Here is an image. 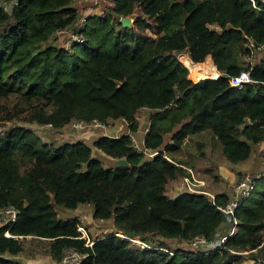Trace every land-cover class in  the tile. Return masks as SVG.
<instances>
[{"label":"trees","instance_id":"1","mask_svg":"<svg viewBox=\"0 0 264 264\" xmlns=\"http://www.w3.org/2000/svg\"><path fill=\"white\" fill-rule=\"evenodd\" d=\"M77 1L19 0L11 12L0 5V123L28 114L26 122L62 130L73 120L125 119L137 133L138 115L147 108L144 147L163 153L149 158L136 151L130 135L103 136L94 147L115 162L106 169L85 144L55 147L22 127L0 132V208L19 210L10 230L19 238L0 231V264H23L16 258L28 237L48 242L57 262L74 248L85 256L81 264H234L244 253L246 264H264V180L238 209L236 226L217 209L228 195L216 196L215 205L205 196L166 195L171 181L189 175L183 167L193 169L170 158L191 135L210 132L234 165L264 144V12L248 0H115L106 18L87 16L79 31L85 42L66 49L57 32L82 20ZM137 10L142 16H134ZM127 17L135 18L140 34L123 28L120 20ZM181 54L203 70L213 60L222 77L193 83ZM244 71L255 83L232 87L229 80ZM15 94L28 108H9ZM171 104L176 106L166 109ZM85 204L94 206L95 220H112L118 236L105 235L87 247L81 223L61 219L56 209ZM223 223L234 232L207 251L167 253L131 241L147 234L183 244L201 236L211 241Z\"/></svg>","mask_w":264,"mask_h":264},{"label":"rangeland","instance_id":"2","mask_svg":"<svg viewBox=\"0 0 264 264\" xmlns=\"http://www.w3.org/2000/svg\"><path fill=\"white\" fill-rule=\"evenodd\" d=\"M18 1L19 0H11L7 2L0 0V5L4 6L7 11L11 12L14 5H16ZM114 1L115 0H79L75 2L73 6L78 9L82 19L88 18L89 16H99L101 18H106V15L110 14L114 8ZM134 16L139 17L142 16V14L137 10ZM144 18L148 20L147 17ZM149 21L151 22V20ZM134 24L135 22L133 23L131 30L136 34H140V31L135 28ZM85 25L86 23L81 26L80 30L84 28ZM77 28L79 29V27ZM77 28L75 27L73 29L77 30ZM80 30H77V32ZM117 31H119V29H117ZM146 34L150 37H157L149 31ZM60 37V45L65 44L66 49L72 47L73 44L70 43V37L66 36V34ZM178 59L188 68L189 74L190 71L192 74L194 73V76H191L190 74L191 79L193 78L194 81L188 78L193 83H198L202 80H211L212 77L209 76V73L204 71L210 70V67L213 64L212 62H210V67H208V69L203 70L198 67H190V59L187 54L179 55ZM195 76H199V79H195ZM7 105L9 108H13L14 106L28 108L25 102H23V100L20 98L19 94L12 96L8 100ZM27 115L22 116L20 119L13 122L0 123V132H6L7 130L14 127H22L33 131L43 140V142L52 144L55 147H60L68 142L85 144L92 148L93 157L99 159L102 162L104 168H115V163L111 161V159L105 154L99 152L94 147V143L103 136L115 137L121 130L120 122L113 124L112 129L107 132L99 129L76 130L72 127H69L68 125L62 130H58L50 127L49 125L40 126L36 123L26 122L25 118ZM169 117L171 116L169 115ZM138 119L140 126L137 132L139 135L137 136L142 138L144 134L143 129L147 127L146 122L148 120L144 114V111L139 113ZM172 136L173 134L167 135V140H170V144H172ZM173 157L170 158L174 160L185 161L188 164H191L193 166L192 170L196 179L204 182L205 185L203 188L214 197L220 195H228L232 197V195H235L236 186L246 174L253 176L254 180L264 177V144L254 147L249 160L234 165L228 162L224 157L221 143L216 140L210 132L195 134L188 137L181 151L175 154ZM166 189V195L170 199L178 198L183 192L181 189L184 190L182 178H178L175 181L170 182ZM56 209L61 219L78 220L81 223V227H84L87 231V243L105 235H115V233L119 232L114 228L112 220L99 221L93 218V205H79L75 211L67 210L61 207H56ZM230 226L231 225H228L227 223H223L217 229L212 240L207 241L205 244H194L193 241L183 244L177 239H166L158 234H147L143 239L136 237L131 239V241L142 249L150 247V249L163 250L167 253H169V251L175 252L180 250L207 251L212 248L215 249L220 245V243H223V240L225 239L224 236L227 233H232L233 231V229L230 230ZM122 236L124 237L123 233ZM22 243L24 249L23 252L16 258L17 262L23 264H63L61 261L57 262L52 259L49 253L48 242L29 238L24 240ZM159 246H163L166 249H159ZM248 256V253H244L242 258H233L232 261L234 264H246L248 261Z\"/></svg>","mask_w":264,"mask_h":264},{"label":"built area","instance_id":"3","mask_svg":"<svg viewBox=\"0 0 264 264\" xmlns=\"http://www.w3.org/2000/svg\"><path fill=\"white\" fill-rule=\"evenodd\" d=\"M248 1L252 2L255 9L264 12V9L259 7L256 4L255 0H248ZM261 1L264 4V0H261ZM85 20H86V18H84L80 21V23L77 26V27H79V29L76 27L77 30H80V28L84 24ZM77 30H74V29L71 31L60 30L57 32V36H63L66 34V36L70 37V39H71L70 43L71 44H82L85 42V38H84L83 34L79 33V31L77 32ZM249 47L254 48V45L251 43L249 45ZM250 61H251V63H253V59H250ZM221 77H222V74L220 72H218V77L215 80H218ZM229 82H230V85L232 87H237V88H242L244 85H253L255 83L252 80L251 74L249 71H244L239 76L231 78L229 80ZM175 106H176V104H171V106L167 107L166 109L174 108ZM164 110H165V108L162 109L161 111H164ZM143 111H144V114L146 112H149V110L147 108H144L142 110V112ZM138 121H139V119H138ZM116 122H120V129H121L120 132L116 135V137L118 138L122 134L130 135L132 143H133V147L136 149V151L138 153L144 154V155L148 156L149 158H155V157H157L163 153L162 150L149 151V150L145 149V147H144L145 136L150 130L149 125H148V120L146 122L147 127L143 129L144 134H143L142 138L137 136V135H139L137 133H131V131L128 127L130 124L125 119L117 120L115 122H110V123H105V122H102L98 119H94V120L89 121V122L84 121V120H73L68 126L72 127L73 129H76V130L99 129V130H102L104 132H107V131H110L112 129L113 124H115ZM49 126L52 127V125H49ZM164 158L171 161V159L166 155H164ZM183 168L188 171L189 175L181 177L182 183L184 186V190L181 189V191H183V192L181 193V195L179 197L184 196V195L205 196V197L209 198L213 202V204L215 205L216 204V197L210 195L203 188L205 185L204 182L196 179L195 174H194L192 169H189L186 167H183ZM263 180H264V178L254 180L253 176H249L248 174H246L245 177L236 186L235 195H232V197H230V200L228 201V203L226 205L218 206L217 209L220 212H222L223 214H225L227 216H231L234 219V223L236 226L238 224V222L236 220V213H237L238 209L241 207L243 202H245L247 199H249L251 197L252 193L255 190L257 183L259 181H263ZM18 218H19V210L14 205H7V206L0 208V231L4 230V236L6 238H11V239H18L19 238V237L13 236L10 232L11 228L17 223ZM79 232L81 234L80 238L86 239L87 231L85 230V228L79 227ZM233 232H234V230H233ZM225 240H226V238L223 240V243ZM207 241L208 240L205 237L201 236V237H196L194 239L193 243L194 244H205V243H207ZM93 244H94L93 242L89 241L86 244V246L92 247ZM84 257L85 256L80 254L76 249L69 248V249H66L64 251L61 262L63 264H81Z\"/></svg>","mask_w":264,"mask_h":264},{"label":"water","instance_id":"4","mask_svg":"<svg viewBox=\"0 0 264 264\" xmlns=\"http://www.w3.org/2000/svg\"><path fill=\"white\" fill-rule=\"evenodd\" d=\"M134 20H135L134 17L122 18L120 20V23L123 26V28H125V29H131L133 27ZM118 165L119 166L128 167V163L126 162V160H120L118 162ZM115 236H118V235H115ZM121 237H123V236H121Z\"/></svg>","mask_w":264,"mask_h":264},{"label":"bare ground","instance_id":"5","mask_svg":"<svg viewBox=\"0 0 264 264\" xmlns=\"http://www.w3.org/2000/svg\"><path fill=\"white\" fill-rule=\"evenodd\" d=\"M217 68H216V66L214 65V63L211 65V67H210V73H211V77L212 78H215V79H217V77H218V72H217V70H216ZM210 77V78H211ZM196 83V82H195Z\"/></svg>","mask_w":264,"mask_h":264},{"label":"crops","instance_id":"6","mask_svg":"<svg viewBox=\"0 0 264 264\" xmlns=\"http://www.w3.org/2000/svg\"><path fill=\"white\" fill-rule=\"evenodd\" d=\"M211 59H212V57H211ZM212 62H213V60H212ZM214 63V62H213ZM217 71H218V69H217ZM204 72H207V73H209V76H211V73H210V70H208V71H204ZM219 72V71H218ZM112 160V159H111ZM115 163V162H114ZM175 181V180H174ZM172 182V181H171ZM168 186V185H167ZM167 190V189H166ZM167 194V193H166ZM32 239V237H28L27 239ZM22 239V238H21Z\"/></svg>","mask_w":264,"mask_h":264}]
</instances>
